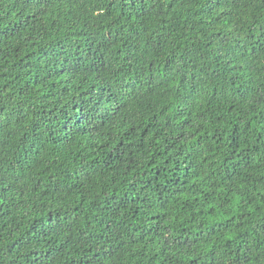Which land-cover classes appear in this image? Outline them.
<instances>
[{
	"label": "trees",
	"instance_id": "trees-1",
	"mask_svg": "<svg viewBox=\"0 0 264 264\" xmlns=\"http://www.w3.org/2000/svg\"><path fill=\"white\" fill-rule=\"evenodd\" d=\"M0 264H264V0H0Z\"/></svg>",
	"mask_w": 264,
	"mask_h": 264
}]
</instances>
